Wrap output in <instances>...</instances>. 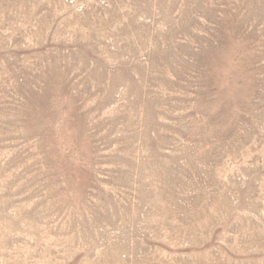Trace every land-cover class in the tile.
I'll return each instance as SVG.
<instances>
[{"label":"rangeland","instance_id":"rangeland-1","mask_svg":"<svg viewBox=\"0 0 264 264\" xmlns=\"http://www.w3.org/2000/svg\"><path fill=\"white\" fill-rule=\"evenodd\" d=\"M0 264H264V0H0Z\"/></svg>","mask_w":264,"mask_h":264}]
</instances>
